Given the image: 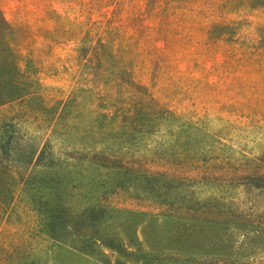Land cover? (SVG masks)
Returning a JSON list of instances; mask_svg holds the SVG:
<instances>
[{
    "label": "rangeland",
    "instance_id": "obj_1",
    "mask_svg": "<svg viewBox=\"0 0 264 264\" xmlns=\"http://www.w3.org/2000/svg\"><path fill=\"white\" fill-rule=\"evenodd\" d=\"M0 14V69L28 95L0 124L44 141L42 107L77 103L49 136L65 195L37 191L67 232L50 237L15 168L0 264H264V0H0Z\"/></svg>",
    "mask_w": 264,
    "mask_h": 264
},
{
    "label": "trees",
    "instance_id": "obj_2",
    "mask_svg": "<svg viewBox=\"0 0 264 264\" xmlns=\"http://www.w3.org/2000/svg\"><path fill=\"white\" fill-rule=\"evenodd\" d=\"M8 29L7 23L0 14V33ZM1 45L2 42H0V47ZM5 51L6 50L0 48V63H5L8 59V57L4 55ZM15 76H20L17 69L12 74L0 69V107L20 101L28 96L27 94L21 96V93L20 95L16 93L18 82ZM130 84L133 85L131 82ZM11 88H14V93L11 91ZM22 91L23 89H20V92ZM74 105H77L76 100L71 98L63 104L59 113H57L53 107H42L43 114L55 115L54 119L50 117H44L43 119L34 117L33 123L36 124L35 127H42L41 130H48L49 134L54 136L59 127L65 126V124L62 125L63 123H61V121L65 114L69 113L67 111L68 107ZM90 113H92V111H90ZM97 117L108 119L107 114H98ZM15 118L16 116H13L9 121L0 124V207L5 209L12 199L14 188L17 183H15V179L10 174L12 170L18 168L22 172L19 174L20 176L17 182L22 184L23 192L27 194L29 201L35 206L38 213L47 217L43 220L47 224L50 237L57 240L61 238L62 232H67L66 229L61 228L63 220L62 209L60 206H50L48 199L39 201L37 199V191L40 186H44L48 188V195L55 194L61 197L65 195L64 187L61 185L62 182L58 180L59 178L53 169L59 160H57L58 158H56L51 151L50 135H48V138L44 141L35 135H24L21 133L19 127L26 121ZM28 125L32 124L29 123ZM96 126L97 125H89L88 128L85 129V133L96 137L100 133L107 132L106 128H100V124ZM113 128H115V125ZM87 155V152L84 153V158L88 163L103 167L100 163L102 159L101 152L92 151L91 156ZM93 211L92 208H87L82 214L85 215V217H81L76 222L74 225L75 228H86V226L92 225L95 214L92 213ZM84 242L88 243L89 237H85ZM107 246L114 248L110 245ZM87 248H90V246L88 245ZM73 249L82 253L90 252L84 251L86 250L85 248L78 249L73 247ZM198 264H205V262H199Z\"/></svg>",
    "mask_w": 264,
    "mask_h": 264
}]
</instances>
